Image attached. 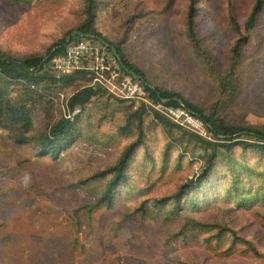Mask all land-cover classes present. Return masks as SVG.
I'll use <instances>...</instances> for the list:
<instances>
[{"label":"rangeland","instance_id":"374dc122","mask_svg":"<svg viewBox=\"0 0 264 264\" xmlns=\"http://www.w3.org/2000/svg\"><path fill=\"white\" fill-rule=\"evenodd\" d=\"M191 4L196 40L187 30ZM254 4L96 0L94 29L119 46L151 87L175 92L227 124L264 130V4L253 29H244ZM84 19V0H0V52L13 59L43 57ZM230 73L234 86L224 90ZM71 75L61 83L42 75L38 87L0 75V87L32 119L23 143L0 127V223L16 216L20 242L34 233L43 241L38 252L22 246L26 259L264 264V152L225 149L205 127L195 129L146 92L142 100H121L92 86L88 75ZM86 89L93 95L70 112V98ZM61 119L73 124L71 139L56 159L40 154L37 141ZM139 138L109 205L100 202L112 169ZM52 229L63 235L47 244ZM71 235L78 250L68 262L62 254Z\"/></svg>","mask_w":264,"mask_h":264},{"label":"trees","instance_id":"16d2710c","mask_svg":"<svg viewBox=\"0 0 264 264\" xmlns=\"http://www.w3.org/2000/svg\"><path fill=\"white\" fill-rule=\"evenodd\" d=\"M195 0H191L193 3ZM264 0H255V4L246 19L244 29L249 32L253 29L257 15L260 13ZM195 8L193 4L189 7L188 12V24L187 30L189 35L196 40L193 24V12ZM84 21L73 31L68 32L63 39L55 43L46 53L45 56L29 57L27 59H13L0 52V75L6 76L11 82H17L18 80H27L29 87L32 85L39 86V82L44 79L42 75H45L46 79L51 80L54 83H61L66 81L69 76H64L60 79L55 78L49 73L48 64L50 60L63 54L67 44L71 43L74 38L81 39H93L101 43V47L104 48L107 62L118 68V70L124 75H131L135 80L139 81L144 91L148 94V97L155 103H163L166 107L182 108L188 111L193 116L199 118L205 124L208 132L217 141L221 142L223 147L227 150L235 147H254L259 151L264 152V130L227 124L224 121L216 118L215 113L209 115L192 105L181 95L175 92H169L157 88L151 87L147 82L144 73L134 64L129 63L118 45H111L107 41H103L100 34L94 29L96 20V0H84ZM246 37L242 38L245 40ZM240 42L236 45V50ZM239 58V54H236V58ZM85 74V73H75ZM73 74V75H75ZM39 75V76H38ZM87 75V74H86ZM72 76V75H71ZM232 73L228 74L222 81L221 87L226 90L229 86L233 87L230 82ZM90 79V78H89ZM97 88V87H94ZM98 90L99 87L97 88ZM93 89H86L81 93H77L70 98L69 110L73 112L76 106L85 104L89 98L93 95ZM32 126V119L29 110L24 104L14 103L9 99L4 88L0 87V127H5L11 133H14L15 137L19 139L20 143H23L26 139V134L30 132ZM73 124L68 119H61L55 124L49 126L47 135L39 139L38 148L40 154L49 155L52 158H57L58 154L65 147L72 137ZM142 132L140 131V136ZM250 140H254V143H250ZM140 138L137 142L131 144L123 153L121 159L116 166L112 169L114 176L111 178L108 186L106 187L103 197L100 202L110 203L112 198V192L117 187L118 182L123 178V172L128 160L130 159L132 152L136 146H138ZM111 172V171H110ZM108 171L101 173V175L107 174ZM181 192L175 195L178 199ZM72 214L77 216L76 211H72ZM0 223V264L8 261V264H25L29 261L30 264H41L42 256L36 255L26 259L27 250H22V246H31V250L38 252L40 250L39 244L42 238H39V233L33 235H27L26 240L23 243L20 242V237L17 232L18 218L16 216L8 217L7 219H1ZM7 220L8 224L5 223ZM9 229V230H8ZM26 232H31L29 229ZM79 231L76 232L78 234ZM60 235V237H59ZM62 232L59 229H52L48 231V242L60 239ZM71 245L62 254V258L71 262L74 257V253L78 250V240L72 235L70 236Z\"/></svg>","mask_w":264,"mask_h":264},{"label":"built area","instance_id":"2783aa9c","mask_svg":"<svg viewBox=\"0 0 264 264\" xmlns=\"http://www.w3.org/2000/svg\"><path fill=\"white\" fill-rule=\"evenodd\" d=\"M48 69L57 79L83 72L90 78L92 86H97L121 100H142L146 96L142 86L131 75L122 74L117 67L107 62L105 50L101 45L95 47L85 42V39L67 44L63 54L50 60ZM170 112L183 114L195 129L206 128L202 120L182 108H171Z\"/></svg>","mask_w":264,"mask_h":264}]
</instances>
